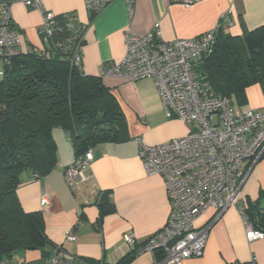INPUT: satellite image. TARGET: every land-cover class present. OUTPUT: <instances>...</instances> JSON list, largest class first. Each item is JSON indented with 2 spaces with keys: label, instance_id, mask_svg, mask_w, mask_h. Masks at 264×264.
Here are the masks:
<instances>
[{
  "label": "crops",
  "instance_id": "obj_1",
  "mask_svg": "<svg viewBox=\"0 0 264 264\" xmlns=\"http://www.w3.org/2000/svg\"><path fill=\"white\" fill-rule=\"evenodd\" d=\"M41 4L56 14L73 12L85 25L81 67L86 74L99 76L101 67L124 57L127 32L144 35L156 22L165 40L201 35L211 30L228 9L232 10L234 23L223 28L234 35L264 23V0H195L189 7L170 0H114L98 13L88 11L84 0H41ZM12 15L24 52L43 48L38 35L42 12L15 2ZM102 79L119 101L128 139L96 144L92 148L94 159L84 170L86 179L76 186L63 174L64 167L76 158L73 143L66 131L55 127L56 166L41 176L24 175L28 179L18 188V198L25 210L42 212L47 236L67 258H78L87 264H114L135 250L127 264H155L156 253L138 252V247L166 223L171 202L163 177L146 172L138 156L137 138L149 145L165 143L184 136L190 126L179 118L166 117L152 78ZM233 103L244 112L262 110L264 91L260 84H252ZM243 166V212L234 205L219 216L215 208L206 209L195 222L196 226L211 222L203 254L185 258L180 264H264V236L249 239L244 220L251 203L264 205V153L257 160L245 161ZM104 191H109L114 207L100 217L96 200ZM44 195L48 196L49 206L42 209L40 201ZM70 229L76 241L66 239ZM126 233L136 239L133 248L124 243ZM13 260L21 261L20 264H47L40 250H28Z\"/></svg>",
  "mask_w": 264,
  "mask_h": 264
},
{
  "label": "built area",
  "instance_id": "obj_2",
  "mask_svg": "<svg viewBox=\"0 0 264 264\" xmlns=\"http://www.w3.org/2000/svg\"><path fill=\"white\" fill-rule=\"evenodd\" d=\"M114 0H84L91 13H98ZM186 7L195 0H170ZM21 2L42 12L39 30L43 43H51L56 13L45 10L41 0H0V80L6 68L23 53L19 29L14 22L12 5ZM133 3V0H130ZM232 10L220 14L218 23L209 31L184 39L162 38L159 23L144 35L127 32L125 55L107 67L101 76H117L127 80L150 77L154 80L167 118H179L190 129L182 137L165 143L149 145L141 137L138 156L146 172L163 177L171 210L166 223L138 247V252L162 251L164 257L155 264H180L188 257L203 254L211 222L196 226V219L209 207L219 216L230 206H238L246 178L244 162L257 160L264 153V109L240 111L230 97L216 94L195 72L194 62L210 52L220 27H230ZM61 47V42L51 44ZM82 44L74 47L72 63L80 64ZM43 51V48H39ZM94 159L89 149L77 155L64 167L63 174L72 185L86 179L84 170ZM38 176V174H35ZM42 209L49 206L47 195L41 198ZM249 239L261 238L264 232L255 229L244 215ZM66 239L76 241L70 229ZM124 243L133 248L137 243L131 233L123 236ZM47 264H87L78 258H67L58 245L46 258ZM21 261L0 259V264H20Z\"/></svg>",
  "mask_w": 264,
  "mask_h": 264
},
{
  "label": "trees",
  "instance_id": "obj_3",
  "mask_svg": "<svg viewBox=\"0 0 264 264\" xmlns=\"http://www.w3.org/2000/svg\"><path fill=\"white\" fill-rule=\"evenodd\" d=\"M54 19L51 43H44L43 51L23 50L25 58L13 61L0 80V259L13 260L28 250H40L47 258L58 247L46 234L42 212L25 210L17 194L28 179L24 175L41 176L56 166L55 127L68 133L76 156L98 143L128 139L111 88L101 75L86 74L81 63H72L74 47L84 43L85 25L73 12ZM58 41L61 47L51 45ZM194 68L216 94L232 102L252 84L264 91V23L240 35L220 27L211 51ZM96 204L100 217L111 211L109 191ZM245 215L264 232V205L251 203ZM133 251L114 264H127ZM155 253L157 260L164 257L162 251Z\"/></svg>",
  "mask_w": 264,
  "mask_h": 264
},
{
  "label": "rangeland",
  "instance_id": "obj_4",
  "mask_svg": "<svg viewBox=\"0 0 264 264\" xmlns=\"http://www.w3.org/2000/svg\"><path fill=\"white\" fill-rule=\"evenodd\" d=\"M38 35H39V37H40V41H41V46H43V41H42V39H41V36H40V33L38 32ZM25 58V56L24 55H19L15 60H14V62H18V60H22V59H24ZM0 68L1 69H4V66H3V64L2 63H0Z\"/></svg>",
  "mask_w": 264,
  "mask_h": 264
}]
</instances>
